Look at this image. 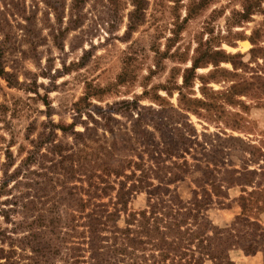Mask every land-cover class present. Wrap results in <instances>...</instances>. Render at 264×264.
<instances>
[{
    "label": "trees",
    "instance_id": "1",
    "mask_svg": "<svg viewBox=\"0 0 264 264\" xmlns=\"http://www.w3.org/2000/svg\"><path fill=\"white\" fill-rule=\"evenodd\" d=\"M86 1L74 0L75 9ZM133 2L136 10L125 39L142 25L146 9V0ZM251 4L256 8L248 6L240 13L244 23L252 22L255 12L264 15L261 2ZM245 40L252 45L249 63L259 67L251 78L256 83L234 84L230 92L242 97L255 91L256 99H264V23ZM4 55L0 46V78L21 89L23 85L6 71ZM214 57L205 52L188 60L191 65L180 69L182 81L175 82L174 88L156 86L150 99L158 109L141 105L147 92L104 108L93 100L104 102L102 96L111 87H92L71 109L72 123H55L47 112V122L28 126L27 144H20L16 153L12 150L17 145L12 120L20 111L0 103V124L10 136V140L0 138L6 145L0 166V216L11 226L0 227V264H236L233 256L240 251L253 257L264 253L260 218L264 214V188L256 182L257 177H264V168L249 170L260 164L257 147L251 146L254 153L249 152L251 158L242 170L235 165L227 169L223 160H208L213 167H207L210 176L206 182L211 189L204 190L201 197L194 193L187 200L174 191V196L165 198L172 193L170 187L184 182L189 174L186 157L195 144L221 158L226 150L237 152L236 148L228 149L227 140L218 136L203 134L198 141L189 118L190 113L204 117L201 111L214 110L213 104L195 98L196 83L204 91L216 81L220 63L231 62L234 55L221 49ZM210 64L213 70L199 73ZM125 76L118 85L129 83ZM255 84L258 87L252 90ZM33 85L30 91L40 97L36 83ZM160 91L166 96L159 95ZM174 91L178 92V107L167 99L173 98ZM41 99L51 111L48 95ZM117 116L128 123L123 124ZM78 126L84 130L78 131ZM230 141L242 142L236 138ZM117 142L123 144L115 146ZM167 160L172 166L164 163ZM223 173L229 175V181ZM230 188H241V196L235 200L240 212L228 225H215L209 213L215 203L224 205L219 200L229 199L225 189ZM142 193L147 194V207L134 210L130 205ZM26 259L28 262H22Z\"/></svg>",
    "mask_w": 264,
    "mask_h": 264
},
{
    "label": "rangeland",
    "instance_id": "2",
    "mask_svg": "<svg viewBox=\"0 0 264 264\" xmlns=\"http://www.w3.org/2000/svg\"><path fill=\"white\" fill-rule=\"evenodd\" d=\"M113 2L115 4L110 0H87L76 10L74 0H0V46L5 51L4 64L6 71L23 85L21 89L12 88L0 78V103L20 111L12 120L17 142L13 152L16 153L20 144H27L25 135L32 122L39 125L49 120L47 112L55 123H72L71 109L89 89L92 91V87H111L102 96L104 102L93 100L104 108L147 92L141 105L158 109L150 99L156 94V86L174 88L175 82L181 84L182 81L180 69L191 65L188 60L205 52L214 59L217 51L222 49L226 54L234 55L231 62L220 63V70L214 75L216 81L205 86L204 91L199 89V82L194 91L195 98L213 104L214 110L201 111L204 117L190 113L189 118L199 135L198 141L203 134L216 139L218 136L227 140L228 149L236 148L237 152L226 150L228 155L221 158L211 154L210 150L205 151L200 143L195 144L192 154L186 157L189 174L184 182L171 186L172 193L165 198L174 196V191L187 200L194 193L201 197L204 190L211 189L206 182L210 176L207 167H213L207 161L223 160L227 169L235 165L242 170L251 158L249 152L254 153L251 146L259 149L255 153L260 164L249 170L264 168V99H256L255 91L242 97L230 92L234 84L256 83L251 78L259 67L257 63H249L248 52L252 45L245 39L264 23V15L255 12L253 21L244 23L240 13L248 6L255 9L253 2H261L264 8V0H146L142 25L129 39L124 35L136 10L135 3L133 0ZM136 19L140 20L139 16ZM186 62L187 65L183 64ZM262 62L259 60L258 63ZM213 69L210 64L199 73L207 74ZM124 74L129 83L118 85ZM35 83L40 97L30 91L35 88ZM256 87L258 84L252 86V90ZM46 94L52 104L51 111L41 99ZM159 95L166 96V93L160 91ZM167 99L175 107L179 106L177 91L173 98ZM116 118L123 124L128 123L121 116ZM3 128L0 124V138L4 136L10 140ZM77 130L84 128L78 126ZM230 138L242 142L230 141ZM122 144L117 142L115 146ZM5 146L0 139V166L4 162L2 149ZM60 155L65 156V152ZM164 163L172 166L169 160ZM1 173L0 169V176ZM222 177L230 180L228 174ZM256 182L264 188V177H257ZM225 191L229 199L219 200L224 204L223 209L215 203L209 213L214 224L219 226L228 225L240 212L235 200L241 196V188ZM147 200L146 193L139 194L130 207L146 209ZM214 200L216 202V198ZM260 218L264 226V214ZM118 224L125 227L123 222ZM0 227L11 226H7L0 216ZM26 255L30 257L31 253ZM233 260L236 264H264V253L260 251L253 257L240 251L234 254Z\"/></svg>",
    "mask_w": 264,
    "mask_h": 264
},
{
    "label": "bare ground",
    "instance_id": "3",
    "mask_svg": "<svg viewBox=\"0 0 264 264\" xmlns=\"http://www.w3.org/2000/svg\"><path fill=\"white\" fill-rule=\"evenodd\" d=\"M245 44H247V42H245Z\"/></svg>",
    "mask_w": 264,
    "mask_h": 264
}]
</instances>
